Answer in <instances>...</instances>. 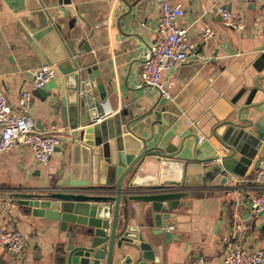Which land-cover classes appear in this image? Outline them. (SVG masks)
Listing matches in <instances>:
<instances>
[{
    "label": "crops",
    "instance_id": "obj_1",
    "mask_svg": "<svg viewBox=\"0 0 264 264\" xmlns=\"http://www.w3.org/2000/svg\"><path fill=\"white\" fill-rule=\"evenodd\" d=\"M121 1L73 0V4L80 5L92 22L79 19L77 26L82 28V39L92 48L107 94L102 110L95 109L93 115H102L97 121L99 126L111 122L115 130L117 123L143 115L160 97L139 77L145 54L160 36L157 31L159 3L150 0L143 9L129 10L122 2L119 16L115 17V7ZM181 1L185 14L178 26L187 30L196 50L187 62L164 77L166 87L171 85L181 69L195 67L205 70L206 79L219 93L245 98L250 108L243 112V117L258 123L264 132V70L254 67L255 54L241 51L243 38H255L263 30L261 7L264 0ZM221 9L239 16L244 29L237 31L225 27ZM29 13L24 0H0V90L7 94L13 107L22 91H30L33 97L30 120L38 130L60 136L62 143L46 163L39 162L32 150L25 147H15L0 154V226L18 229L26 238L25 248L20 254H12L0 245V264H64L61 257L66 253L69 239L60 222L36 216L34 210L19 205L17 198L20 194H41L43 190L55 187L72 164L71 143L64 141L71 130L62 119V91L51 87V84L62 82V75L58 72V76L44 87L47 90L39 91L33 86L32 72L46 65L18 27L19 18ZM208 26L214 29L215 35L202 41L200 35ZM38 46L43 53L53 54L56 58L65 53L61 47L59 54L60 50L57 52L55 45L48 41L39 42ZM221 63L224 65L222 69ZM257 85L262 90L257 89ZM149 123L147 118L138 126L148 131ZM213 123V115L195 109L187 120V127L180 131L179 138L192 132L204 140L196 144L194 139H187L176 163L179 170L166 174L168 181L183 179L182 190L194 196L187 198L184 206L176 210L178 222L168 228L174 241L156 253L157 264H193L201 255L206 257L208 264H222L225 239L242 242L251 250H264V216L254 213L249 201L250 196L258 192L254 176L258 162L264 156V142L261 148H257L252 165L245 170L239 168L244 171L243 175L227 172L216 175L213 164L205 162L216 153L213 146L217 147V144L211 134ZM135 129L138 131L137 126ZM138 132L146 135L141 129ZM158 171L157 165L145 175L143 183L158 184L164 180ZM106 179L107 172L103 179L96 176L91 182L98 185ZM148 207L146 203L129 205L133 212L131 225L141 222V213ZM127 209L122 203L120 224Z\"/></svg>",
    "mask_w": 264,
    "mask_h": 264
},
{
    "label": "water",
    "instance_id": "obj_2",
    "mask_svg": "<svg viewBox=\"0 0 264 264\" xmlns=\"http://www.w3.org/2000/svg\"><path fill=\"white\" fill-rule=\"evenodd\" d=\"M24 1L30 13L19 18L18 27L43 64L55 66L62 75V82L51 87L62 91V119L71 130L64 141L71 143L72 164L55 187L41 194L17 195L18 204L34 210L36 216L60 222L69 239L61 257L64 264H157L156 253L174 241L168 228L178 222L176 210L194 196L182 190L183 179L166 178L169 172L179 170L176 163L184 142L191 138L196 144L199 141L192 132L179 138L190 114L197 109L214 117L211 134L217 144L213 146L216 153L205 162L213 164L216 175H243L239 168L245 170L252 165L257 148L264 142V132L258 123L243 117L250 108L244 97L222 95L206 79V71L195 67L181 69L167 88L169 97L160 95L143 115L117 123V130L111 122L99 126L97 121L102 115L93 112L102 110L107 94L92 48L77 26L79 19L90 24L91 20L73 0ZM122 2L129 10L150 4V0H123L115 7V17ZM47 41L55 45L57 52L64 48L65 53L60 50L58 58L43 53L38 43ZM241 51L255 54L254 67L264 70V27L255 38L242 39ZM219 66L224 67L222 63ZM44 89L48 88L39 91ZM147 118L148 131L138 126ZM157 165L164 180L144 184L145 175ZM105 172L106 181L92 185L91 180L96 176L103 179ZM78 177L80 181H76ZM122 203L128 209L120 224ZM133 203L149 206L141 213L138 225H131L133 212L129 205Z\"/></svg>",
    "mask_w": 264,
    "mask_h": 264
},
{
    "label": "built area",
    "instance_id": "obj_3",
    "mask_svg": "<svg viewBox=\"0 0 264 264\" xmlns=\"http://www.w3.org/2000/svg\"><path fill=\"white\" fill-rule=\"evenodd\" d=\"M157 1L160 6L157 22L160 36L145 54L139 77L144 85L168 98L164 77L187 62L195 53L196 47L190 42L187 30L178 26L179 20L185 14L182 1ZM261 11L264 13V5ZM220 12L225 27L237 31L244 29V23L239 16L226 9H221ZM214 35V29L208 26L200 37L202 41H207ZM57 76L58 70L55 67L36 68L32 72L33 86L35 89L44 88ZM32 107L33 97L30 91H22L16 106L13 107L7 94L0 90V154L10 152L15 147H25L32 150L39 162L46 163L62 141L57 134L40 131L34 126L29 117ZM202 140L204 137H199V141ZM254 180L258 192L249 198L251 209L254 213L264 216V156L258 162ZM0 245L6 247L12 254H20L25 248L26 238L18 229L0 226ZM225 246L222 264H261L264 261L262 249L251 250L242 242H232L228 239H225ZM193 264H208V261L201 255Z\"/></svg>",
    "mask_w": 264,
    "mask_h": 264
}]
</instances>
